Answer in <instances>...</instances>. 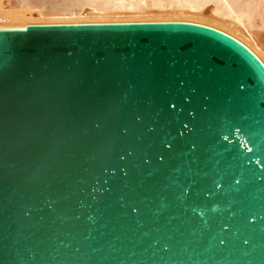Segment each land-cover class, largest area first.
<instances>
[{
	"label": "water",
	"instance_id": "water-1",
	"mask_svg": "<svg viewBox=\"0 0 264 264\" xmlns=\"http://www.w3.org/2000/svg\"><path fill=\"white\" fill-rule=\"evenodd\" d=\"M0 40V264H264L250 49L187 21Z\"/></svg>",
	"mask_w": 264,
	"mask_h": 264
},
{
	"label": "bare ground",
	"instance_id": "bare-ground-1",
	"mask_svg": "<svg viewBox=\"0 0 264 264\" xmlns=\"http://www.w3.org/2000/svg\"><path fill=\"white\" fill-rule=\"evenodd\" d=\"M8 2V9L2 11L0 7V29L24 27L28 23L27 15L31 17L33 12L38 17H43V14L64 16L58 19L52 18L53 20L42 18L38 21L40 23L37 22L38 24L147 21H187L201 24L206 21L208 26H213L241 42L264 64V0H9ZM85 12L87 16L93 18L87 16L75 18ZM121 15L123 17H120ZM245 33L248 38L244 37Z\"/></svg>",
	"mask_w": 264,
	"mask_h": 264
},
{
	"label": "rangeland",
	"instance_id": "rangeland-1",
	"mask_svg": "<svg viewBox=\"0 0 264 264\" xmlns=\"http://www.w3.org/2000/svg\"><path fill=\"white\" fill-rule=\"evenodd\" d=\"M9 0H0V7L2 8H0L2 11L4 10V9H8V5H9V2H8ZM2 3H4V4H2ZM3 5H4V8H3ZM86 12H88V11H86ZM83 13L80 17H76L75 16V18L76 19H79V18H83V17H85V16H87L86 14L87 13ZM129 16V15H128ZM60 17H64V16H62V15H58V14H50V15H47V14H43V17H38V15L35 13V12H33L32 13V15H31V17L29 16V15H27V18H26V22H28L27 24H36L38 21H40V20H42V18H44L45 20L46 19H48V20H51L52 18H54V19H58V18H60ZM89 17H91V16H87V18H89ZM120 17H123V15H121ZM126 17H127V15H126ZM142 17V16H141ZM51 18V19H50ZM91 18H93V17H91ZM53 20V19H52ZM206 21H204V23H201V24H203V25H207L208 26V24H206L205 23ZM38 23H40V22H38ZM37 23V24H38ZM194 23H197V22H194ZM207 23H209V22H207ZM198 24H200V23H198ZM210 27H213V26H210ZM214 28V27H213ZM244 35V37L246 38H248V35H247V33H245V34H243ZM247 35V36H246ZM257 42V41H256Z\"/></svg>",
	"mask_w": 264,
	"mask_h": 264
},
{
	"label": "snow or ice",
	"instance_id": "snow-or-ice-1",
	"mask_svg": "<svg viewBox=\"0 0 264 264\" xmlns=\"http://www.w3.org/2000/svg\"><path fill=\"white\" fill-rule=\"evenodd\" d=\"M5 43H6V40H0V72H2L3 68H4V60H3L2 49L4 48ZM2 87H3V78L0 77V88H2ZM220 243L223 244L224 242L221 241Z\"/></svg>",
	"mask_w": 264,
	"mask_h": 264
}]
</instances>
